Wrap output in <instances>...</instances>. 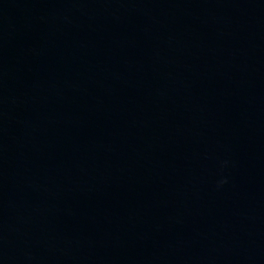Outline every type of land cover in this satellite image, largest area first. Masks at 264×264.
<instances>
[{
    "label": "water",
    "instance_id": "95a60500",
    "mask_svg": "<svg viewBox=\"0 0 264 264\" xmlns=\"http://www.w3.org/2000/svg\"><path fill=\"white\" fill-rule=\"evenodd\" d=\"M0 264H264V0H0Z\"/></svg>",
    "mask_w": 264,
    "mask_h": 264
}]
</instances>
